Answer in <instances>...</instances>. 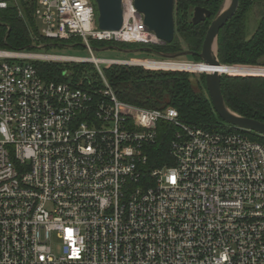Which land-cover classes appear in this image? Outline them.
<instances>
[{
    "label": "built area",
    "instance_id": "obj_1",
    "mask_svg": "<svg viewBox=\"0 0 264 264\" xmlns=\"http://www.w3.org/2000/svg\"><path fill=\"white\" fill-rule=\"evenodd\" d=\"M34 3L48 39L162 42L134 0H123L119 30L99 28L93 0ZM10 5L22 10L0 0ZM60 59L73 58L0 48V264H264V145L120 100L101 64L131 62L87 60L94 92L34 64ZM163 123L175 130L154 166Z\"/></svg>",
    "mask_w": 264,
    "mask_h": 264
},
{
    "label": "trees",
    "instance_id": "obj_2",
    "mask_svg": "<svg viewBox=\"0 0 264 264\" xmlns=\"http://www.w3.org/2000/svg\"><path fill=\"white\" fill-rule=\"evenodd\" d=\"M224 3L225 0H175L176 32L174 40L170 43H125L92 39L90 45L95 49L112 46L126 50L140 48L144 49V52L160 57L189 50L193 53L189 55L191 60L201 63L203 60L200 53L207 30L213 19L221 12ZM256 4H264V0H239L236 13L219 33L218 58L223 65H228L226 67H264V12L259 16L258 26L253 35L250 38L246 35L248 13ZM19 6L23 11L22 15L17 5L0 10L1 49L38 51L41 44L48 47L72 45L85 48L80 36L56 40L44 37L34 17V0H19ZM196 6L210 10L211 17L194 24L192 16ZM34 64L46 80L71 81L92 92L102 87L98 69L92 62L35 61ZM102 70L118 98L124 102L145 108L174 107L179 112L180 120L188 125L210 130L238 129L214 124L220 117L209 97L205 73L196 76L187 71L148 70L142 66L123 64H110ZM184 70L192 71L185 68ZM221 89L226 105L232 111L264 122V75L223 72ZM174 130L173 125L164 123L161 125L158 140L153 148V155L159 157V161L154 166L163 165L165 159L169 157ZM244 132L252 140L264 145V136L252 131ZM167 162L171 163L169 160Z\"/></svg>",
    "mask_w": 264,
    "mask_h": 264
},
{
    "label": "water",
    "instance_id": "obj_3",
    "mask_svg": "<svg viewBox=\"0 0 264 264\" xmlns=\"http://www.w3.org/2000/svg\"><path fill=\"white\" fill-rule=\"evenodd\" d=\"M98 12V25L102 30H119L124 22L123 0H93ZM136 10L143 15L144 24L148 30L164 43H170L175 37V0H134ZM239 6V0H228L227 6L211 22L200 53L202 62L209 67H226L218 58V36L221 29L234 16ZM212 15L211 11L196 6L193 11L192 22L198 24L206 21ZM87 48L88 45L83 43ZM113 47V46H112ZM107 47V48H112ZM107 48L95 49L103 50ZM120 50H126L118 48ZM216 49V53H214ZM144 49H141V51ZM127 51V50H126ZM193 53L189 50L182 51L175 55H168L166 58L175 59L182 56H189ZM206 87L212 101L214 110L218 116L232 127L246 131H252L264 136V122L244 117L232 111L224 100L221 89L222 73L214 69L205 72Z\"/></svg>",
    "mask_w": 264,
    "mask_h": 264
},
{
    "label": "rangeland",
    "instance_id": "obj_4",
    "mask_svg": "<svg viewBox=\"0 0 264 264\" xmlns=\"http://www.w3.org/2000/svg\"><path fill=\"white\" fill-rule=\"evenodd\" d=\"M228 0H225V3L223 5L222 10L227 6ZM221 10V11H222ZM264 12V4H256L254 5V8L252 9V11H250L248 13V21H247V31H246V35L248 38H250L253 33L255 32L257 26H258V22H259V16L261 15V13ZM19 13L22 15L23 11L19 9ZM41 28H39L40 30ZM159 43H163V42H159ZM159 43H155V44H159ZM47 47V48H46ZM40 49L39 51L41 52H48V53H54V54H58L61 56H66L69 58H73V59H60V62H76V63H80V62H90L87 61L90 58H92L93 56L97 57V58H101V59H118V60H125L128 62H131L129 66H142L145 69L148 70H163V71H167L170 69H166V68H151L148 67L146 65H140V64H135L132 63L133 61H149V60H155V61H162V62H177V63H172L170 65H196L199 63H195L191 60V58L189 56H182V57H178L175 59H169L166 58L167 56L164 57H160L158 55H153V54H149L147 52H144L143 50L141 51V49L136 48V49H127L126 50H120L118 48L112 47V48H107V49H103V50H92L90 48H79V47H74L72 45L70 46H65V47H60V46H45V44H41L40 45ZM74 59H80V60H75V61H71ZM82 59V60H81ZM110 64H101V67L104 68L105 66H108ZM123 65H127V64H123ZM203 65V64H202ZM200 65V66H202ZM199 66V65H196ZM175 70H179V71H187V72H192L194 73L196 76H199L202 73V71L196 70L195 71H188V70H184L183 69H175ZM230 72V71H229ZM233 74V73H232ZM214 124H220L223 126H227L229 127L230 124L227 123L226 121L217 118L216 121L214 122ZM61 248V243L56 241L55 242V251L58 253L60 251Z\"/></svg>",
    "mask_w": 264,
    "mask_h": 264
},
{
    "label": "bare ground",
    "instance_id": "obj_5",
    "mask_svg": "<svg viewBox=\"0 0 264 264\" xmlns=\"http://www.w3.org/2000/svg\"><path fill=\"white\" fill-rule=\"evenodd\" d=\"M216 49H214V53ZM62 57H65V56H62ZM93 59L97 62H100V61H103V60H100L99 58L97 57H94L93 56ZM118 60V59H116ZM142 63L150 66V67H170V68H185V69H190V70H202L204 72H210V71H213L214 69L218 70L220 73H223V72H235V73H252V72H264V69L263 68H231V67H219V68H216V67H209L207 65H204L203 63H199L200 65L202 66H196V65H170L172 63H177V62H167V63H152V62H149V61H141Z\"/></svg>",
    "mask_w": 264,
    "mask_h": 264
},
{
    "label": "flooded vegetation",
    "instance_id": "obj_6",
    "mask_svg": "<svg viewBox=\"0 0 264 264\" xmlns=\"http://www.w3.org/2000/svg\"><path fill=\"white\" fill-rule=\"evenodd\" d=\"M149 62H152V61H149ZM152 63H162V62H156V61H154ZM196 65H200V64H196ZM196 70H198V69H196ZM196 70H193V71H196Z\"/></svg>",
    "mask_w": 264,
    "mask_h": 264
}]
</instances>
